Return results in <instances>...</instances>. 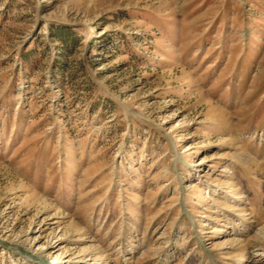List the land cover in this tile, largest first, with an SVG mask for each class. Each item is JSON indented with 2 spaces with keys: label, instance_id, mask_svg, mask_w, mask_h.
Instances as JSON below:
<instances>
[{
  "label": "rangeland",
  "instance_id": "rangeland-1",
  "mask_svg": "<svg viewBox=\"0 0 264 264\" xmlns=\"http://www.w3.org/2000/svg\"><path fill=\"white\" fill-rule=\"evenodd\" d=\"M0 264H264V0H0Z\"/></svg>",
  "mask_w": 264,
  "mask_h": 264
}]
</instances>
